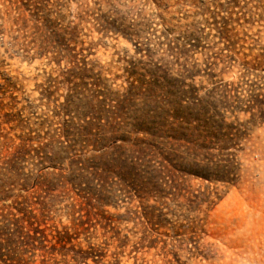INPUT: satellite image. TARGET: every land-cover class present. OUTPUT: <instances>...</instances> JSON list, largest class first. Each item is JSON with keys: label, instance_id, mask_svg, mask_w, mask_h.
Instances as JSON below:
<instances>
[{"label": "rangeland", "instance_id": "374dc122", "mask_svg": "<svg viewBox=\"0 0 264 264\" xmlns=\"http://www.w3.org/2000/svg\"><path fill=\"white\" fill-rule=\"evenodd\" d=\"M148 94L188 142H123ZM119 145L135 176H99ZM0 189L46 235L0 264H264V0H0Z\"/></svg>", "mask_w": 264, "mask_h": 264}, {"label": "trees", "instance_id": "16d2710c", "mask_svg": "<svg viewBox=\"0 0 264 264\" xmlns=\"http://www.w3.org/2000/svg\"><path fill=\"white\" fill-rule=\"evenodd\" d=\"M15 9L19 10L20 7H16ZM169 93L172 92L169 91ZM174 96L175 95H171L166 104H161L157 99V95L148 94L144 99L143 108L138 111V113H136L137 115L134 117L136 118L135 122L128 128V133L130 135L142 134L143 138L134 140V142H130V140H123V142L127 145H131L130 148H136V144L139 142L143 145L144 148L142 151L144 152L151 147H156L157 144L172 145V143L176 142L179 138H181L180 140L188 142L190 139L189 137H191L190 133L197 130L193 127L189 128V124L197 119L187 113L186 110H183L182 99ZM112 136H114L113 133ZM130 148L121 145L114 146L110 148V151H107L102 154L101 157H98L99 159H104V163H100L102 167H100L101 172L99 173V176H103L105 178L111 174H118L122 177L135 176L133 164L126 161L127 158L128 160L131 159L132 156L130 155L135 153V151L132 152ZM135 158L136 157H134V159ZM123 167H126V171H122ZM98 202L102 206H105V203H102L101 201ZM24 207V203H17V207L14 208L17 215L12 213L13 217L10 222L7 223L13 227L11 234L2 235L5 231L8 233V225L5 224L3 219L0 220V238L4 239V242L0 245V260H2L1 251L3 246H10L12 244L17 247V244L19 243V246L22 247V249H25L27 243L38 241L39 246H41L46 240V235L44 234L45 230L44 228H41V225H44L43 214H40L39 217H36L34 214H30L31 217H28L25 214L26 210ZM139 207L141 206H138L137 208ZM141 208L142 210L140 213L136 210H130L127 211L125 215L129 218L134 214L137 216L136 218L141 217L148 222L153 221L155 225H157L159 219L155 214V205H150L149 210H146L143 206ZM42 210H44V207ZM24 223L26 224V227L23 226ZM25 236L27 238H25V241H22ZM60 236L61 234H57L52 237L55 243L61 244V242H63L61 241ZM81 253L83 255V259H87L93 254V248L89 247L88 251H81Z\"/></svg>", "mask_w": 264, "mask_h": 264}]
</instances>
